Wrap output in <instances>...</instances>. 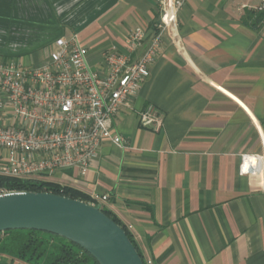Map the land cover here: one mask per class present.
Returning a JSON list of instances; mask_svg holds the SVG:
<instances>
[{
    "label": "crops",
    "instance_id": "crops-1",
    "mask_svg": "<svg viewBox=\"0 0 264 264\" xmlns=\"http://www.w3.org/2000/svg\"><path fill=\"white\" fill-rule=\"evenodd\" d=\"M161 0H0V59L30 55L77 35L95 65L103 51L160 23ZM264 0H187L151 75L85 177L53 179L90 198L108 196L146 264H264ZM27 58V57H26ZM154 105L160 133L139 114ZM262 157L254 169L249 156ZM0 264H28L0 256Z\"/></svg>",
    "mask_w": 264,
    "mask_h": 264
},
{
    "label": "built area",
    "instance_id": "built-area-1",
    "mask_svg": "<svg viewBox=\"0 0 264 264\" xmlns=\"http://www.w3.org/2000/svg\"><path fill=\"white\" fill-rule=\"evenodd\" d=\"M186 1H160V23L140 56L148 40L143 26L130 33L125 51L113 46L95 65L77 35L54 41L36 65L0 60V178L53 182L68 170L85 177L104 144L128 148V140L115 130L116 119L123 108H131V99L149 79ZM257 10L264 11V3ZM139 123L160 133L164 115L150 104L139 114ZM248 160L254 169L262 157ZM7 193L0 189V195ZM92 200L91 205L103 209L109 198Z\"/></svg>",
    "mask_w": 264,
    "mask_h": 264
},
{
    "label": "water",
    "instance_id": "water-1",
    "mask_svg": "<svg viewBox=\"0 0 264 264\" xmlns=\"http://www.w3.org/2000/svg\"><path fill=\"white\" fill-rule=\"evenodd\" d=\"M33 230L66 239L98 264H144L126 231L100 206L48 192L0 195V233Z\"/></svg>",
    "mask_w": 264,
    "mask_h": 264
},
{
    "label": "trees",
    "instance_id": "trees-1",
    "mask_svg": "<svg viewBox=\"0 0 264 264\" xmlns=\"http://www.w3.org/2000/svg\"><path fill=\"white\" fill-rule=\"evenodd\" d=\"M262 12L256 10L253 13H248V19L256 18L257 22H260ZM0 189L8 192H48L87 204L93 203L89 196L53 182L0 178ZM103 211L109 218L123 227L143 259L129 231L111 212L104 209ZM0 256H7L28 264H98L91 255L74 243L55 235L33 230L0 233ZM144 264L146 263L144 262Z\"/></svg>",
    "mask_w": 264,
    "mask_h": 264
},
{
    "label": "rangeland",
    "instance_id": "rangeland-1",
    "mask_svg": "<svg viewBox=\"0 0 264 264\" xmlns=\"http://www.w3.org/2000/svg\"><path fill=\"white\" fill-rule=\"evenodd\" d=\"M159 5H160V2H159ZM160 10H161V7H160ZM54 43V42H53ZM53 43L52 44H50V45H48L47 47L49 48V47H51L52 45H53ZM30 55H23V56H19V57H14V58H16V59H21V60H23V62L25 63V64H30L29 62H28V57H29ZM27 57V58H26ZM1 60V59H0ZM4 60V59H3Z\"/></svg>",
    "mask_w": 264,
    "mask_h": 264
}]
</instances>
